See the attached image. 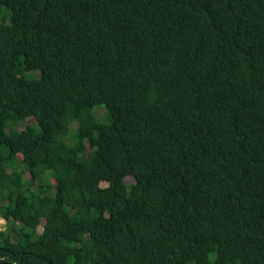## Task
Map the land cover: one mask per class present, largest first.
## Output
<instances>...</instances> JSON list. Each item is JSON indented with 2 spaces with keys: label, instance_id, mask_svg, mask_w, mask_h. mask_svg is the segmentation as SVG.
<instances>
[{
  "label": "trees",
  "instance_id": "trees-1",
  "mask_svg": "<svg viewBox=\"0 0 264 264\" xmlns=\"http://www.w3.org/2000/svg\"><path fill=\"white\" fill-rule=\"evenodd\" d=\"M0 216V264H264V0H0Z\"/></svg>",
  "mask_w": 264,
  "mask_h": 264
},
{
  "label": "rangeland",
  "instance_id": "rangeland-1",
  "mask_svg": "<svg viewBox=\"0 0 264 264\" xmlns=\"http://www.w3.org/2000/svg\"><path fill=\"white\" fill-rule=\"evenodd\" d=\"M97 115H102V114H104V108H103V106L102 105H98L97 107H95L94 108V110H93ZM35 120H34V118L33 117H29L28 119H27V122L28 123H33ZM19 126L20 127H24V125L22 124V123H19ZM27 175V174H26ZM127 180H131V177H127ZM103 184H106V182H103ZM19 220H22L21 218L19 219ZM41 221H43V220H41ZM6 221L4 220V218L3 217H1L0 216V231H2L3 229H6V228H8V223H5ZM39 229H41V226H39ZM137 251H142V248H139V249H137ZM213 257V255H211V258Z\"/></svg>",
  "mask_w": 264,
  "mask_h": 264
},
{
  "label": "clouds",
  "instance_id": "clouds-1",
  "mask_svg": "<svg viewBox=\"0 0 264 264\" xmlns=\"http://www.w3.org/2000/svg\"><path fill=\"white\" fill-rule=\"evenodd\" d=\"M6 223V222H5ZM3 230H5V229H3Z\"/></svg>",
  "mask_w": 264,
  "mask_h": 264
}]
</instances>
